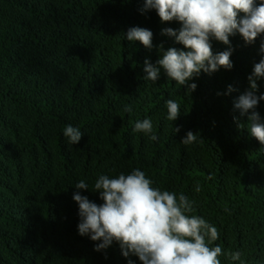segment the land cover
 Wrapping results in <instances>:
<instances>
[{
    "label": "trees",
    "instance_id": "16d2710c",
    "mask_svg": "<svg viewBox=\"0 0 264 264\" xmlns=\"http://www.w3.org/2000/svg\"><path fill=\"white\" fill-rule=\"evenodd\" d=\"M143 9L144 0H0V264H141L116 242L96 251L100 241L78 232L73 200L79 192L103 204L99 177L136 169L217 228L209 246L222 248L221 264H264V145L247 131L250 112L234 108L264 36L251 45L231 36L233 68L201 72L189 93L163 69L145 80V60L156 65L161 45H183L162 35L179 22ZM132 27L152 31V49L126 39ZM211 43L214 54L228 48ZM257 83L264 94V77ZM168 99L181 106L175 121ZM256 111L264 122V100ZM144 119L151 133L134 131ZM67 125L83 133L78 144ZM188 131L200 136L185 145ZM80 180L89 188L77 189Z\"/></svg>",
    "mask_w": 264,
    "mask_h": 264
},
{
    "label": "clouds",
    "instance_id": "9594fccd",
    "mask_svg": "<svg viewBox=\"0 0 264 264\" xmlns=\"http://www.w3.org/2000/svg\"><path fill=\"white\" fill-rule=\"evenodd\" d=\"M151 9L156 10L162 22L175 20L181 24L179 30L163 29L162 35L174 37L183 49L169 47L164 50L161 45L163 54L156 65L145 60V80L156 82L163 69L169 79L180 86L187 85L189 93L197 88L189 81L199 77L201 72L210 74L221 68H233L231 36L238 33L246 45L264 36V0H144L142 11ZM126 39L139 41L147 49L153 47V33L146 28H129ZM213 39L228 48L214 54ZM259 52L261 59L247 77L249 88L236 99L234 108L240 110L241 115L250 112L247 131L264 145V122L256 111L259 102L264 100V94L257 95V81L264 77V40H261ZM234 90L228 86L229 93ZM166 107L167 119L175 121L181 114L180 104L168 99ZM125 110L130 112L131 107ZM152 129L150 119L136 122L134 127V131L144 133H151ZM174 130L180 131L179 128ZM64 135L71 144H78L83 133L78 127L67 125ZM198 135L188 131L181 143L192 144ZM150 138L157 139L155 135ZM75 187L89 188L84 180ZM93 191L100 192L103 204L98 205L79 192L74 193L73 200L79 206L81 218L78 232L92 241H100L95 246L96 251L116 242L124 257L136 256L141 264H221L218 257L223 254L222 248L209 246L219 238L217 228L202 217L187 215L193 211L188 198L181 194L177 199L173 192L152 187V181L143 171L136 169L115 178L101 175ZM240 255L234 252L231 259L239 260ZM128 264L133 261L129 260Z\"/></svg>",
    "mask_w": 264,
    "mask_h": 264
}]
</instances>
